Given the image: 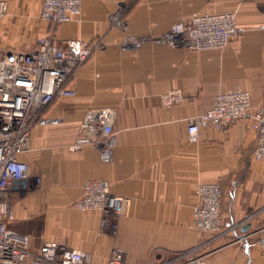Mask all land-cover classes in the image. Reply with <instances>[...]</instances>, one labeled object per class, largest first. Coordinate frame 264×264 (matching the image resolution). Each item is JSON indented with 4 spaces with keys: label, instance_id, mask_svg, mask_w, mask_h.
Segmentation results:
<instances>
[{
    "label": "crops",
    "instance_id": "0c3cea01",
    "mask_svg": "<svg viewBox=\"0 0 264 264\" xmlns=\"http://www.w3.org/2000/svg\"><path fill=\"white\" fill-rule=\"evenodd\" d=\"M127 1L84 0L74 19L47 25L39 24L42 0H7L0 17V55L28 49L26 34L13 33L30 35L38 28L59 42L104 43L68 82L75 95L57 96L44 110L63 122L32 129L29 149L19 155L30 164L32 188L14 194L9 226L28 234L33 250L53 240L88 251L94 264H107L117 246L129 264H135L133 258L152 264L203 241L193 224L197 186L219 182L226 232L201 254L220 264H264V161L253 155L258 134L251 116L264 112V0H139L132 8ZM120 7L125 30L110 23ZM224 9L236 12L244 30L223 49L119 47L125 35L158 36L196 13ZM23 43L29 47H20ZM239 87L252 95L251 113L220 128L203 126L191 140L188 117L209 109L220 91ZM171 88H181L185 98L167 106L160 95ZM100 107L118 111L111 161H103L90 145L69 148L86 112ZM87 179L107 180L114 194L128 197L127 215L102 225L100 211L79 209L75 201Z\"/></svg>",
    "mask_w": 264,
    "mask_h": 264
},
{
    "label": "built area",
    "instance_id": "2783aa9c",
    "mask_svg": "<svg viewBox=\"0 0 264 264\" xmlns=\"http://www.w3.org/2000/svg\"><path fill=\"white\" fill-rule=\"evenodd\" d=\"M83 1L43 0L41 17L56 24L71 21L81 13ZM6 11L7 1L0 0V17ZM123 14V7L111 13L110 23L125 30ZM243 30L236 22L234 10L205 11L172 24L168 31L158 36L125 35L119 47L135 50L147 43H157L191 50L223 49ZM103 47V41L97 39H64L59 42L52 33L39 38L32 48L9 50L0 55V264H94L88 251L53 240H45L38 250H33L30 236L11 228L8 223L15 217L14 194L26 193L32 188L34 177L30 164L19 157L29 149L32 129L38 124L63 122L62 117L46 115L44 110L57 96L75 95L68 82ZM160 98L165 105L171 106L181 102L185 94L181 88H171L161 93ZM251 111L249 90L239 87L220 91L209 109L188 117L190 138L196 140L203 126L220 128ZM117 113L114 107L90 108L80 123L79 135L69 145L70 150L77 151L90 145L99 151L103 161L113 160L117 144ZM251 116L258 134L253 155L264 161V112L254 111ZM35 180L39 182L40 178L35 177ZM221 197L219 182L197 186L193 224L206 239L178 253L175 260L188 257L184 264H220L207 254H201V250L226 232L222 227ZM76 206L81 210L100 211L102 225H106L127 215L130 199L114 194L107 180L87 179ZM125 256L124 249L114 246L107 264H123Z\"/></svg>",
    "mask_w": 264,
    "mask_h": 264
},
{
    "label": "rangeland",
    "instance_id": "374dc122",
    "mask_svg": "<svg viewBox=\"0 0 264 264\" xmlns=\"http://www.w3.org/2000/svg\"><path fill=\"white\" fill-rule=\"evenodd\" d=\"M7 1V0H6ZM43 1V0H42ZM130 1L131 0H128L127 2H128V5H129V7H130ZM42 6V5H41ZM128 7V8H129ZM40 13H41V9H40ZM2 17V16H1ZM40 18H39V24H47V23H53V22H49V21H47V20H45V19H43L42 17H41V14H40V16H39ZM48 25V24H47ZM40 28H38V30H39ZM49 29V28H48ZM37 29L36 30H33L31 33H30V35H28L29 33L28 32H26V31H16V32H14L13 34L14 35H17V36H23L24 34H26V38L25 39H29L28 40V42H26V43H31V45H27V44H25V43H23V44H21V45H19L20 47H22V48H25V47H29V48H32L35 44H37V42H38V39L39 38H41L42 36H45V35H48V34H52V33H49L48 32V30L47 31H45V32H43V33H40L39 31H38ZM46 32H48V33H46ZM54 34V33H53ZM55 35V34H54ZM55 37H56V35H55ZM28 48V49H29ZM23 50V49H22ZM28 192V191H27ZM82 196V195H81ZM80 196V197H81ZM79 197V198H80ZM78 198V199H79ZM77 199V200H78ZM76 200V201H77ZM76 201H75V205H76ZM14 208V207H13ZM220 238V237H219ZM219 238H217V239H219ZM216 240V239H215ZM208 247V246H207ZM207 247L206 248H204L205 250L207 249ZM203 249V250H204ZM202 250V251H203ZM200 253V252H199ZM207 255H208V253H206ZM208 257H210V256H208ZM150 258V257H149ZM175 258L176 257H171V258H167V259H164V257L163 258H154L155 260L153 261V263L152 264H157V263H163V262H167L168 264H184L185 263V261H187L188 260V257H185L183 260H175ZM129 257H128V255L126 254V256H125V260H124V263L123 264H129ZM133 260L134 261H136V262H134L135 264H143V259L142 258H138V259H135V258H133Z\"/></svg>",
    "mask_w": 264,
    "mask_h": 264
},
{
    "label": "trees",
    "instance_id": "16d2710c",
    "mask_svg": "<svg viewBox=\"0 0 264 264\" xmlns=\"http://www.w3.org/2000/svg\"><path fill=\"white\" fill-rule=\"evenodd\" d=\"M139 0H131L130 1V8H132ZM123 16L125 17V13L123 14ZM26 50V49H23Z\"/></svg>",
    "mask_w": 264,
    "mask_h": 264
},
{
    "label": "water",
    "instance_id": "95a60500",
    "mask_svg": "<svg viewBox=\"0 0 264 264\" xmlns=\"http://www.w3.org/2000/svg\"><path fill=\"white\" fill-rule=\"evenodd\" d=\"M249 226H250L249 224L246 225L245 227H243V230H244V231H247V229H248ZM263 243H264V238H263Z\"/></svg>",
    "mask_w": 264,
    "mask_h": 264
}]
</instances>
